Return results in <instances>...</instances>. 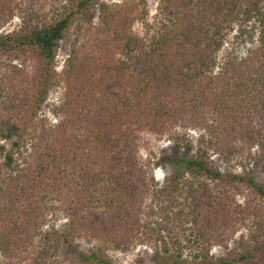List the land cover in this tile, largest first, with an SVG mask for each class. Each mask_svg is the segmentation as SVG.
Instances as JSON below:
<instances>
[{
    "label": "trees",
    "instance_id": "trees-1",
    "mask_svg": "<svg viewBox=\"0 0 264 264\" xmlns=\"http://www.w3.org/2000/svg\"><path fill=\"white\" fill-rule=\"evenodd\" d=\"M41 1L0 0V30L19 19L0 34V264H114L109 250L152 241L156 264H264V180L250 167L264 176V0H161L147 36L131 7L102 5L95 25L101 0ZM74 27L82 41L58 73ZM142 132L178 153L162 186ZM56 210L67 233L45 229ZM82 238L97 244L60 256Z\"/></svg>",
    "mask_w": 264,
    "mask_h": 264
},
{
    "label": "rangeland",
    "instance_id": "rangeland-1",
    "mask_svg": "<svg viewBox=\"0 0 264 264\" xmlns=\"http://www.w3.org/2000/svg\"><path fill=\"white\" fill-rule=\"evenodd\" d=\"M46 1V0H45ZM51 1V2H50ZM49 2H42L43 6L46 7L48 10L50 5L53 4L54 0H50ZM57 2V1H56ZM161 0H101L99 4H96L92 7V14L94 15V23L95 25L99 24L100 22V15H101V6L107 5L112 7H131L132 11L134 12L133 15H136L137 21L134 26V31L142 36L149 35V29L151 25L154 24V20L156 15L158 14V8L160 5ZM54 5V4H53ZM55 6V5H54ZM142 16V18H138ZM247 24V23H246ZM19 25V19L15 18L12 22L8 23L2 30H0V34L3 32H11ZM249 25V24H248ZM245 26V23L237 26L235 31L229 37V40L226 44L227 48H231L236 45L237 36H239L240 29ZM82 40L80 37L77 36L75 32V27L70 30L67 34L65 39L61 42V47L57 57L56 68L57 72L61 73L64 69L65 62L69 57L70 51L72 46L74 45L75 41ZM77 43V42H76ZM62 97V87H56L52 89L47 96L45 103L42 106V115L46 117V119L50 122V124H54L56 122V118L51 113L52 106L58 104ZM189 138L196 144L198 139V133L195 131H189ZM6 147H9V143H2ZM138 149L140 158L144 161L150 162L152 172L155 176L156 181L159 183V186L164 185L166 178L172 172V166L168 162L170 159H176L178 153L174 151L173 143L169 139L168 136H157L147 132H142L140 134V139L138 142ZM181 152H185L181 150ZM212 158L215 164L222 170L223 172H227L228 165L223 161V159L218 155H212ZM250 167L254 169L255 177L258 182H262L264 180L263 174L260 172V169L254 164L251 163ZM236 172L241 171V167L236 166L234 167ZM150 203V202H149ZM155 208L156 213L154 215V219L161 220L159 209L162 208V204H159ZM151 206V204L149 205ZM56 229L59 232L67 233L69 231V224L68 219L66 216L61 212L56 210L52 213L49 217V222L45 229ZM178 231V233H180ZM241 234H247V229H242L235 238L229 243L228 249L223 247H214L212 249L211 254L216 258H221L226 256L229 250L235 249L239 246L238 239ZM169 235V232L166 233ZM167 238V237H166ZM96 242H89L85 238L78 239L75 243L74 248H67L63 247L60 251V256L64 257V255L69 252V256L76 254L80 251L88 252L94 246H96ZM160 251L162 254V243L158 242L155 243H146V244H136L135 246L131 247L128 250H109L108 255L112 259L114 264H156V252ZM188 251V250H187ZM186 251L185 254L188 255ZM65 258V257H64ZM2 259V255L0 252V261ZM63 264H70L69 261H63Z\"/></svg>",
    "mask_w": 264,
    "mask_h": 264
}]
</instances>
